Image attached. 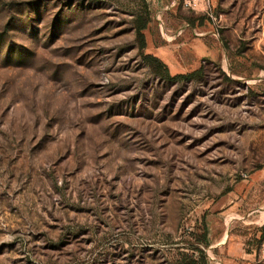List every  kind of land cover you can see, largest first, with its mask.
I'll list each match as a JSON object with an SVG mask.
<instances>
[{
  "label": "rangeland",
  "instance_id": "obj_1",
  "mask_svg": "<svg viewBox=\"0 0 264 264\" xmlns=\"http://www.w3.org/2000/svg\"><path fill=\"white\" fill-rule=\"evenodd\" d=\"M147 1L0 0V264H264V0Z\"/></svg>",
  "mask_w": 264,
  "mask_h": 264
},
{
  "label": "trees",
  "instance_id": "obj_2",
  "mask_svg": "<svg viewBox=\"0 0 264 264\" xmlns=\"http://www.w3.org/2000/svg\"><path fill=\"white\" fill-rule=\"evenodd\" d=\"M142 1H143V10L136 16L135 31H136V38L139 44V48L143 53L144 49L146 48V39H145L144 31L147 29L148 23L150 21L151 13H150L148 1L147 0H142ZM143 56L148 63L163 68L166 77L171 79H189L202 71V68H196L195 70L187 74H176L174 76H171L167 66L160 60L158 56H156L153 53H146L143 54ZM205 218H206L205 214H203L200 223L201 226L199 228L200 232L187 233L189 235H193V238L197 243L189 242V244L186 247H184V250L178 251V256H176L170 264H209L207 255L204 250V248L209 245L208 230H207V224Z\"/></svg>",
  "mask_w": 264,
  "mask_h": 264
},
{
  "label": "crops",
  "instance_id": "obj_3",
  "mask_svg": "<svg viewBox=\"0 0 264 264\" xmlns=\"http://www.w3.org/2000/svg\"><path fill=\"white\" fill-rule=\"evenodd\" d=\"M192 45V44H190ZM163 50L158 52L157 56L166 64L167 68L174 73H182L185 71H190L197 68L196 64L191 65V56H187L186 53L182 50L183 48H178L177 50H171L169 46L162 48ZM194 52L195 55L207 53V48H201L200 46Z\"/></svg>",
  "mask_w": 264,
  "mask_h": 264
},
{
  "label": "built area",
  "instance_id": "obj_4",
  "mask_svg": "<svg viewBox=\"0 0 264 264\" xmlns=\"http://www.w3.org/2000/svg\"><path fill=\"white\" fill-rule=\"evenodd\" d=\"M198 0H186L185 3L186 5H189V6H195L196 3H197Z\"/></svg>",
  "mask_w": 264,
  "mask_h": 264
}]
</instances>
